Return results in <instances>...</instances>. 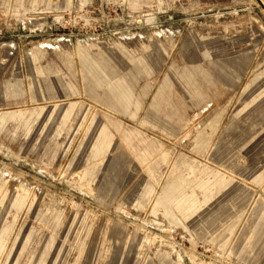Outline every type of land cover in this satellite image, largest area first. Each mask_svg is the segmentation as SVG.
I'll return each instance as SVG.
<instances>
[{"label": "rangeland", "instance_id": "obj_1", "mask_svg": "<svg viewBox=\"0 0 264 264\" xmlns=\"http://www.w3.org/2000/svg\"><path fill=\"white\" fill-rule=\"evenodd\" d=\"M0 264H264V0H0Z\"/></svg>", "mask_w": 264, "mask_h": 264}, {"label": "bare ground", "instance_id": "obj_2", "mask_svg": "<svg viewBox=\"0 0 264 264\" xmlns=\"http://www.w3.org/2000/svg\"><path fill=\"white\" fill-rule=\"evenodd\" d=\"M44 107H47V106H41L40 108H44ZM11 113H13V112H11ZM97 128H98V126L95 125L94 129H97ZM180 184H181V182L178 183V184H174V185H175L174 187H177V186H179ZM172 187H173V186H172ZM174 187H173V188H169V190H170L169 194L173 191Z\"/></svg>", "mask_w": 264, "mask_h": 264}]
</instances>
